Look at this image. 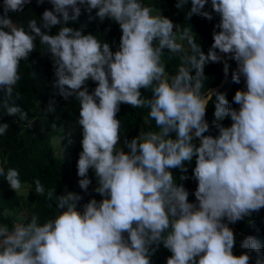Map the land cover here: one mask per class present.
Segmentation results:
<instances>
[{
  "label": "clouds",
  "instance_id": "9594fccd",
  "mask_svg": "<svg viewBox=\"0 0 264 264\" xmlns=\"http://www.w3.org/2000/svg\"><path fill=\"white\" fill-rule=\"evenodd\" d=\"M30 2L3 0V107L8 116L28 121L13 94L21 80V61L28 60L39 38L53 61L52 87L64 100L74 97L79 102V187L88 191V173L94 170V192L101 199H91L79 211L83 197L65 191L56 196L55 218L41 224L33 214L30 222L18 219L11 229L0 225V264H151L161 245L171 253L166 264H251L252 253L255 264H264V252L253 236L240 244L247 251L233 254L236 237L228 226L264 208V0H210L220 22L207 54L195 42L191 27L174 25L159 10L154 14L143 0H48L53 7L42 13L40 26L32 19L25 30L8 13L23 12ZM188 3L177 0L176 7ZM190 3L187 18L213 19L202 11L209 0ZM81 6L88 13L96 10L95 18L101 22L108 18L119 25L117 51L97 36L63 26L79 17ZM57 25L58 33L48 34ZM178 40L187 41L191 54ZM166 50L169 58L180 57L175 75L166 71ZM217 50L236 62L233 81L240 84L243 78L246 89L235 92L238 109L224 94H215V117L228 116L232 123L216 124L218 135L213 137L204 135L210 127L205 116L212 93L202 90L205 65L221 62ZM228 68L225 63L226 75ZM88 80L97 83L92 93L86 87ZM142 89L150 90L151 97L145 98ZM20 95L15 91L16 100ZM121 104L147 108L158 129H141L130 141L125 139L128 152L120 146L121 121L116 116ZM44 110L55 113V101L50 100ZM9 127L0 123V136ZM51 127L56 129V123ZM193 158L196 203L189 202V192L173 174V170L186 172L185 165ZM7 163L6 158L0 163V176L18 193L20 174L15 168L6 169ZM34 183L35 192L44 195L41 181ZM53 195L54 190L47 192L49 200Z\"/></svg>",
  "mask_w": 264,
  "mask_h": 264
},
{
  "label": "trees",
  "instance_id": "16d2710c",
  "mask_svg": "<svg viewBox=\"0 0 264 264\" xmlns=\"http://www.w3.org/2000/svg\"><path fill=\"white\" fill-rule=\"evenodd\" d=\"M143 3L159 10L163 16L171 19L174 25H178L181 28L185 26L191 27L195 42L200 45L205 54L208 53L214 43L213 32L219 31L215 27L220 22L219 16H213L211 21L199 15H193L190 19L187 18V13L191 8L190 0L182 9L176 7L177 0H143ZM207 5L211 6L210 0L205 6ZM52 7L48 0H44L43 4H39L37 0H31L29 4L25 5L23 12H9L8 16L16 26H23L27 30L28 22L32 19L37 21V26L39 27L42 13L45 10H52ZM95 12L96 10H93L88 13L85 6H81L79 17L63 26L81 30L83 34L97 36L101 41L107 42L113 52L117 51L122 35L119 25L108 18L101 22L98 18H95ZM2 14L3 0H0V15ZM60 27V25L52 27L48 34H57ZM35 43L36 49L29 55L28 60L21 61V80L16 85L13 94L15 104L28 113V121L21 122L18 117L6 114V109L3 107L5 98L3 93L0 92V123H8L10 125L6 134L0 136V163L6 158L8 163L5 168L17 169L21 183L27 189V193L24 196L19 195L12 191L5 178L0 176V225L7 224L9 229L17 222L15 212L18 209H22L26 213L24 223L30 222L33 214L39 216L41 224L55 218L59 214L56 196L64 194L65 191L75 192L83 197L78 203L79 211H83V205L91 199L95 198L98 201L101 199L100 195L94 192L97 186L94 170H89L88 178L91 180V184L88 191L84 192L79 187L80 177L77 175L78 160L56 157L51 153L49 141L71 116H79V102L74 97L64 100L57 94L58 90L52 87L56 77L51 54L47 52L46 46L40 44L39 38H37ZM185 49L191 54L188 44H186ZM217 54L219 55L218 50ZM223 58L224 63L229 65L227 76L224 75L222 62H209L204 68V74L207 79L205 88L202 91L209 92L210 89L219 86L225 78V83L217 92L224 94L233 108L238 109L239 105L233 102V97L237 90H245L246 86L243 78L240 84H236L233 81V74L237 69L236 62L226 54H224ZM163 59L166 64V71L170 75H175L181 63L179 55L169 58L166 50ZM33 72L35 76L32 75ZM96 86L97 83L92 80L86 82L89 93H92ZM15 91L21 94L18 100L15 99ZM141 91L145 98L151 97L150 90L142 89ZM217 92L212 95L205 116L210 127L209 132L204 135H212L213 137L218 135L216 124L230 127L232 123L228 116L217 119L214 115L217 102L215 94ZM50 100L55 101L56 111L55 113L45 114L44 109ZM148 111L147 108L135 109L128 104H121L116 118L121 121L120 135L122 142L125 139L130 141L136 137L141 129H144V131H158L155 127V121L148 118ZM29 121L33 122L31 127L27 126ZM53 123H56V129L51 127ZM194 142L198 145V141ZM78 149L80 153L82 147ZM77 158L79 159V155ZM185 167L187 169L186 172L173 170V174L177 184H183L189 192V202L196 203L194 192L197 188V182L192 174L195 167V158L190 164L186 163ZM181 175L187 176L188 179L180 180ZM35 179H39L44 186V195L35 192ZM49 190H54L51 200L47 198ZM224 222L227 223L226 220ZM228 226L232 228L236 237L233 249L234 255L239 256L247 251L242 249L240 244L248 236L255 237L260 242L261 251L264 252V208ZM170 255V251L161 245L152 256L151 264H166ZM252 257L251 264H255V253H252Z\"/></svg>",
  "mask_w": 264,
  "mask_h": 264
},
{
  "label": "rangeland",
  "instance_id": "374dc122",
  "mask_svg": "<svg viewBox=\"0 0 264 264\" xmlns=\"http://www.w3.org/2000/svg\"><path fill=\"white\" fill-rule=\"evenodd\" d=\"M154 14H157V10L154 9ZM202 11H207L212 14V16H219L213 12L212 7L207 5ZM182 43L184 48L186 47L187 41H179ZM79 116H71L69 120L57 130V132L52 136L49 141V146L51 149L52 155L56 157H62L69 160H78L77 156L79 155V149L81 148L82 140V127L78 125ZM63 136V138H62ZM62 138V139H61ZM69 140L71 143H69ZM120 146L125 152H128L124 146V142L120 141ZM75 152V153H74ZM27 189L25 185H22L21 190L18 192L19 195H25ZM16 220L20 219V222H24L26 219V213L22 209L16 210Z\"/></svg>",
  "mask_w": 264,
  "mask_h": 264
},
{
  "label": "water",
  "instance_id": "95a60500",
  "mask_svg": "<svg viewBox=\"0 0 264 264\" xmlns=\"http://www.w3.org/2000/svg\"><path fill=\"white\" fill-rule=\"evenodd\" d=\"M219 56H221V62H222V63H223V65H224V64H225V63H224V58H223L224 54L219 52ZM227 74H228V73H227ZM224 75H225V76H227V75L225 74V72H224ZM225 80H226V79L224 78V80H223V81L220 83V85H219V86H217V87H215V88H212V89H210V90H209V92H211V93H212V95H213L215 92H217V90H218V89H220V88H221V86H222V85L225 83Z\"/></svg>",
  "mask_w": 264,
  "mask_h": 264
}]
</instances>
